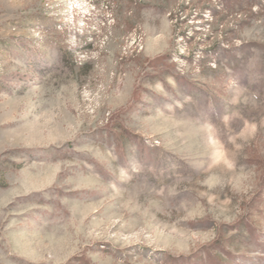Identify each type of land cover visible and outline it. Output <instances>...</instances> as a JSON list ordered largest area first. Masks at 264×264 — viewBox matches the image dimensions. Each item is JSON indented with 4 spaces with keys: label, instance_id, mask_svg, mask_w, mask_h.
Returning a JSON list of instances; mask_svg holds the SVG:
<instances>
[{
    "label": "rangeland",
    "instance_id": "374dc122",
    "mask_svg": "<svg viewBox=\"0 0 264 264\" xmlns=\"http://www.w3.org/2000/svg\"><path fill=\"white\" fill-rule=\"evenodd\" d=\"M0 264H264V0H0Z\"/></svg>",
    "mask_w": 264,
    "mask_h": 264
}]
</instances>
